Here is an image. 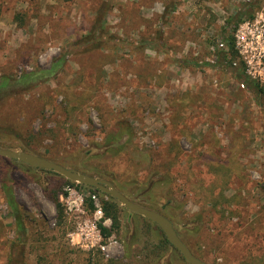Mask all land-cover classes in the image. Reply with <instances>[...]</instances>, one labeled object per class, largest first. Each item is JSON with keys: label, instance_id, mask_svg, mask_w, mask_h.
<instances>
[{"label": "rangeland", "instance_id": "374dc122", "mask_svg": "<svg viewBox=\"0 0 264 264\" xmlns=\"http://www.w3.org/2000/svg\"><path fill=\"white\" fill-rule=\"evenodd\" d=\"M243 9L264 13V0H0V75L18 79L62 58L0 98V146L114 180L171 218L206 264H264V93L238 77L237 55L214 51ZM120 120L131 133L109 138ZM59 175L0 156V264H189L169 245L152 253L162 232L118 201L108 256L72 242L96 192ZM3 184L23 213L22 235ZM70 191L84 213L67 210ZM96 195L102 207L107 194Z\"/></svg>", "mask_w": 264, "mask_h": 264}, {"label": "trees", "instance_id": "16d2710c", "mask_svg": "<svg viewBox=\"0 0 264 264\" xmlns=\"http://www.w3.org/2000/svg\"><path fill=\"white\" fill-rule=\"evenodd\" d=\"M246 15H247L248 18L252 17V14L249 11L243 9V10L236 11L235 13H233L232 15H230L227 18V20H226L227 27L222 29V32H221V35H220L219 39H217L216 42H215L214 51H215L216 55L222 54V55L225 56L224 51L223 50L221 51V49H219L218 46H217L218 40H223V41L226 42L227 52L230 54L231 58H236V52L234 51L233 44H232V31L236 28L237 24L246 17ZM95 30H96V32L98 30H101V25H99L98 28H95ZM61 60H62V58H59L56 61H54L52 63V65L50 66V68H48V69H37L35 71H29L27 73H23V74H21L19 76L18 79H14L12 76H10L8 74H1L0 75V98L7 92L9 87L16 86V85H20V86L24 87L26 84L30 83L36 77L41 76V75L46 74V73H50L52 70H54V68H56L58 66V64L61 63ZM189 62L196 63V61H194V60H191ZM228 64L231 65V60L230 59H228ZM237 69L238 70H237L236 73H237L238 77L243 82L247 83V81H246L247 78L245 76L244 69H243V64H242L241 61H239L238 65H237ZM247 86H249L251 88L253 87L258 92L264 93V87L259 86L256 81L252 80L251 82L247 83ZM125 131H128L129 133H131L130 124L128 122H124V121L120 120L118 122V125H116L115 129L113 131H111V132L109 131L110 133L108 132L107 135H108L109 138H111L113 136H117V135L121 136L122 134L125 133ZM130 137H131V135L129 134L128 135V140H129ZM26 151L35 153V152L31 151V150H26ZM39 155L44 156L43 154H39ZM44 157H46V156H44ZM49 159H51V158H49ZM51 160H53V159H51ZM39 169H41V168H39ZM47 171L59 175L58 173L54 172L53 170H47ZM81 171L86 172L85 170H81ZM97 175L102 176L103 174L98 172ZM59 176L64 179V183L75 184L78 187L87 188L91 192H96L99 195H103L104 194V193L100 192L98 189L93 188L91 186L82 185V184L70 181L69 179H66V178H64L61 175H59ZM111 182L121 192H123L125 195H127L126 192L123 190V187L119 183L115 182L114 180H111ZM60 184H61V181L58 182L56 187L58 188ZM3 190L5 192V200H6L7 207H8L9 212H10V214L13 217V220H14L15 230L17 231V233L19 235H22V233H24V230H25L24 219H23V215H22L23 213H22L19 205L15 201L13 195L11 194V191L8 188V186L3 184ZM52 192L53 193L49 195L50 196L49 198L55 204V207H56V210H57V221H58V223H60L61 220L63 219V206H62L61 201H59V199L57 197L58 190L54 189V190H52ZM127 196L129 197V195H127ZM107 197L108 198L106 200H104L103 203H102V208H103L104 216L110 217V219H111V228L104 227V226H102L99 223V226L101 228V232H102L103 236H105V237L110 235L114 229H117L119 227V213H118L119 212V204L113 197H111L109 195H107ZM87 200H88V198L86 199V201ZM167 201L169 202V199ZM162 206H165V203H163ZM143 219L148 221V222H151L148 219H145V218H143ZM169 219L172 221L171 218H169ZM172 223H173V221H172ZM158 229L160 230L159 227H158ZM166 245L171 246L169 244V242L167 241L165 235L162 232V238L159 239L157 243H154L153 245H150L149 248L153 249L152 253H154L155 255H158V254H160V251Z\"/></svg>", "mask_w": 264, "mask_h": 264}, {"label": "built area", "instance_id": "2783aa9c", "mask_svg": "<svg viewBox=\"0 0 264 264\" xmlns=\"http://www.w3.org/2000/svg\"><path fill=\"white\" fill-rule=\"evenodd\" d=\"M232 44L239 61L243 64L244 73L264 87V13L259 12L251 18L241 20L232 31ZM217 46L227 53L225 41L218 40ZM232 64L237 63L232 61ZM90 200L94 207L93 216L83 224H78L76 232L69 233L70 240L87 248L98 246L103 254L108 256L114 242L109 235L104 241L105 236L101 232L99 223L107 227V221L102 219L103 211L96 193L90 194ZM65 201L68 211L84 213V210L80 208L82 203L80 194L70 191Z\"/></svg>", "mask_w": 264, "mask_h": 264}, {"label": "water", "instance_id": "95a60500", "mask_svg": "<svg viewBox=\"0 0 264 264\" xmlns=\"http://www.w3.org/2000/svg\"><path fill=\"white\" fill-rule=\"evenodd\" d=\"M0 156L15 159L34 168L53 170L73 182L98 189L100 192L113 197L127 210L155 223L163 232L169 244L174 247L189 264H206L203 260L196 257L181 240L172 221L167 216L156 209L141 205L132 200L115 187L111 181L88 174L74 167L64 166L47 157L22 149L0 146Z\"/></svg>", "mask_w": 264, "mask_h": 264}]
</instances>
